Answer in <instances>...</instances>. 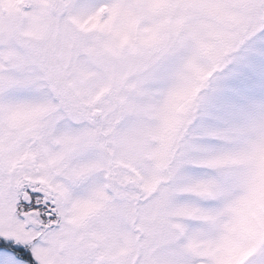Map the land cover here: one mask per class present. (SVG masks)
<instances>
[{
	"label": "snow or ice",
	"instance_id": "snow-or-ice-1",
	"mask_svg": "<svg viewBox=\"0 0 264 264\" xmlns=\"http://www.w3.org/2000/svg\"><path fill=\"white\" fill-rule=\"evenodd\" d=\"M0 264H264V0H0Z\"/></svg>",
	"mask_w": 264,
	"mask_h": 264
}]
</instances>
